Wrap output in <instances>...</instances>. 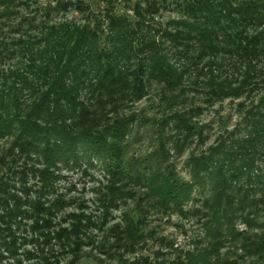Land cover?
Wrapping results in <instances>:
<instances>
[{
  "label": "trees",
  "instance_id": "obj_1",
  "mask_svg": "<svg viewBox=\"0 0 264 264\" xmlns=\"http://www.w3.org/2000/svg\"><path fill=\"white\" fill-rule=\"evenodd\" d=\"M184 2H189L180 7L185 18L172 20L169 25L174 32L162 33L180 47L173 60H185L194 66L185 74L194 77L210 94L206 95L207 102L245 99L238 104V110H244V118L236 128L243 127L242 130L226 132L214 146L194 151L197 155L191 154L185 162L188 181L177 178L174 167L168 164L170 146H161L160 152L147 156L130 155L135 139L134 119L117 115L121 108L142 101L145 79L159 85L165 83L168 91L180 86L177 84L183 76L167 63V56L159 55L158 50L164 49L163 41L153 44L152 50L145 43L141 52L133 40L134 29L119 23L110 25L111 36L121 38V42H114L119 45L117 49L107 45L103 32L80 31L68 37L72 33L67 34L64 26L43 29L40 36H32L35 38L7 40L2 32L8 29L4 21L9 17L8 5L0 6V139L12 140V158H20L15 151L27 156L34 153L42 167L17 166L20 171L13 175H18L20 181L38 177L40 190L33 200L29 198L32 188H22L21 197L7 192L0 196V223L5 226L0 227L1 232L14 240L13 227L18 229L24 222H32L31 229L45 241L44 246H50L53 240L67 241V230L53 235L50 231L55 214L68 205L56 186L61 177L59 165L76 166L82 161L97 160L109 177L113 197L122 192L125 198L132 196L121 190V185H130L132 190L144 188L154 205L180 215H185L183 209L188 203L201 202L203 216L193 210L188 215L205 219L208 246L187 254L184 260L165 264H226L221 251L228 242L239 246L246 256L264 261V235L254 239L236 229L243 224L249 231L264 232V172L256 169L258 162L264 164V95L253 99L264 90V78L257 71L251 72L252 61L264 56V0ZM137 27L141 29L138 24ZM72 37L74 46L67 44ZM143 52L152 56L146 58ZM203 58L209 59L205 64L209 75L205 78L204 68L199 71L195 67ZM132 59L141 64L129 72ZM214 59L221 62H211ZM227 59L247 68L234 83L213 75V67L221 71ZM175 100L164 97L168 106ZM248 100L249 107L245 105ZM168 109L161 121L163 128L173 125L180 134L172 149L180 151L184 142L204 141V129L184 120L187 113H171ZM49 197L55 199L51 201ZM134 231L139 238L140 231L136 227ZM201 242L200 239L197 245ZM14 246L6 248L15 258ZM44 246L39 244V261L51 264L44 255Z\"/></svg>",
  "mask_w": 264,
  "mask_h": 264
},
{
  "label": "rangeland",
  "instance_id": "obj_2",
  "mask_svg": "<svg viewBox=\"0 0 264 264\" xmlns=\"http://www.w3.org/2000/svg\"><path fill=\"white\" fill-rule=\"evenodd\" d=\"M4 3L8 5L6 12L9 17L4 20L8 29L2 32V37L7 40L15 38L18 40L20 36H25V39L35 38L32 36L35 34L40 36L44 32L43 29L57 30L58 27L64 26L67 27V34L72 33L68 37L80 31L99 32V34L103 32L107 45L117 49L119 45L114 42H121V38L118 39L115 34L111 36L110 25L119 23L122 26L130 25L134 29L133 40L139 50L141 48V52L145 43L149 44L152 50L153 44L164 42L162 44L164 49L158 47L162 50H158L159 55L167 56V63L174 66L177 73L183 77L177 84L180 86L173 91H168L165 83L159 85L156 81L145 79L146 92L142 101L131 103L118 111V117L134 119L132 125L135 139L129 150L130 155L147 156L153 152H160L161 146H170L169 155L166 156L168 164L174 167L177 178L188 181L189 168H186L185 162L191 154L197 155L194 151H205L214 146L215 141L225 136L226 132L236 131L239 128L242 130L243 127L236 128L244 118V110L239 111L238 104L245 102V99H212V102H207V96L210 94L208 95L207 91L194 81V77L190 78L192 76L185 74L192 71L194 66L191 67L185 60H173L177 53L176 49L180 47L172 44L173 41L164 38L162 34L174 32L169 24L173 22L172 20L185 18L180 7L189 2L184 0H0V6ZM5 15L6 13L3 16ZM54 36L59 39L58 35ZM74 40L75 37L71 40L69 38L67 44L71 43L74 46L72 44ZM125 51L128 50L125 48ZM143 54L146 58L152 56L150 52ZM261 58L252 61L251 72L257 71L258 76L264 78V56ZM207 60L209 59L203 58L195 66L199 71L204 68L205 75H202L204 78L209 75L208 66L205 68ZM215 61L221 62L216 59L211 60V62ZM140 64L132 59L128 71L135 70ZM215 67H213V75L220 80H227L228 83L240 80L247 70L245 66L236 64L230 59L225 60L224 65L220 66L221 71H217ZM263 95L264 90H261L253 99L261 98ZM164 97L176 98V100L168 106L164 102ZM250 104L249 100L245 103L248 107ZM167 109V112L171 113L178 111L180 114L187 113L184 120L197 123L204 129V141L201 144L197 140H194L193 144L192 141L187 144L184 142L182 146L180 145V151L172 149L180 134L174 130L173 125L163 128L161 121L166 118ZM111 116L115 117V114ZM12 144L10 139H0V196L7 192L21 197L22 188L29 190L32 188L29 198L36 199L40 190L39 178L29 177L28 180L20 181V177L13 174L20 171L17 166L24 164L27 168L29 166L42 168L39 165L41 163H38L34 153L27 156L26 153L21 155L15 151L20 158H12L9 155ZM59 169L58 174L61 177L56 186L59 196L64 198L68 205L55 214L50 231L53 235V232L67 230L70 233L67 241L53 240L50 246H44L45 241L34 235L31 229L32 222H24L23 227L20 226L18 229L13 227L14 240L8 233L0 231V264H41L39 244L44 246V255L51 264H165L174 260H184L187 254L208 246L203 228L205 219L200 216H203V211H200L201 202L188 203L183 209L185 215H180L171 209L154 205L144 188L132 190L130 185L125 188L121 185L120 189L132 193V196L125 198L122 192L123 194L113 197L110 193L112 184L109 182V177L97 160L91 163L82 161L76 166L59 165ZM256 169L264 172V164L258 162ZM54 199L55 197L48 198L51 201ZM191 210L197 211L200 215H188ZM0 213L2 214V211ZM2 224L0 223V227L3 229L5 226ZM74 224L76 228H73ZM134 227L140 231L139 238L135 235ZM236 229L242 233H249L254 239L264 235V232L259 230L249 231L243 224H238ZM200 239L202 242L197 245ZM12 241L15 243L10 244ZM13 245L17 254L15 258L7 251V248ZM50 251L53 255L49 254ZM26 254L30 255L26 256ZM221 254L226 264H233L234 261L237 264H264L259 257L246 256L239 246L235 247L229 242L225 244Z\"/></svg>",
  "mask_w": 264,
  "mask_h": 264
}]
</instances>
